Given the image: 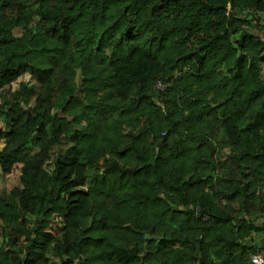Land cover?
Segmentation results:
<instances>
[{"label":"trees","instance_id":"obj_1","mask_svg":"<svg viewBox=\"0 0 264 264\" xmlns=\"http://www.w3.org/2000/svg\"><path fill=\"white\" fill-rule=\"evenodd\" d=\"M0 120V264L264 259V0H0Z\"/></svg>","mask_w":264,"mask_h":264},{"label":"rangeland","instance_id":"obj_2","mask_svg":"<svg viewBox=\"0 0 264 264\" xmlns=\"http://www.w3.org/2000/svg\"><path fill=\"white\" fill-rule=\"evenodd\" d=\"M18 81H19V83H25L26 86L29 88V91H30L29 105L31 106L33 104V100L35 97L37 86L34 83H32V81L29 79V76L27 74L22 75ZM76 81H77V83L79 82L78 77H77ZM19 83L12 85L11 90L16 89L18 87ZM2 126L3 125L0 123V129H2ZM1 146H2V142H0V148H1ZM3 190H8V187L0 180V193ZM0 245H1V241H0ZM48 264H58V260L52 256H49L48 257Z\"/></svg>","mask_w":264,"mask_h":264},{"label":"built area","instance_id":"obj_3","mask_svg":"<svg viewBox=\"0 0 264 264\" xmlns=\"http://www.w3.org/2000/svg\"><path fill=\"white\" fill-rule=\"evenodd\" d=\"M167 87H168L167 85H165V84H163L161 82H157L155 84V90L157 92H160V93L164 92L167 89ZM195 211H196V215H199L200 210L196 209ZM207 219H208L207 216H205V215L201 216L202 222H206ZM250 261H251V264H264V259H263V257L261 255H253V256H251Z\"/></svg>","mask_w":264,"mask_h":264},{"label":"crops","instance_id":"obj_4","mask_svg":"<svg viewBox=\"0 0 264 264\" xmlns=\"http://www.w3.org/2000/svg\"><path fill=\"white\" fill-rule=\"evenodd\" d=\"M17 83H19V81L17 82ZM17 83H15V84H17ZM33 83V82H32ZM14 85V84H13ZM37 89H38V86H37ZM37 89H36V91H37ZM36 94V93H35ZM0 123L2 124V122H1V120H0ZM0 130H2V129H0Z\"/></svg>","mask_w":264,"mask_h":264}]
</instances>
